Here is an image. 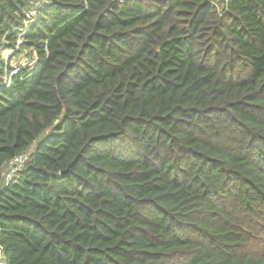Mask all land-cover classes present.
I'll return each mask as SVG.
<instances>
[{
    "label": "trees",
    "instance_id": "trees-1",
    "mask_svg": "<svg viewBox=\"0 0 264 264\" xmlns=\"http://www.w3.org/2000/svg\"><path fill=\"white\" fill-rule=\"evenodd\" d=\"M30 152L6 264H264V0H0V188Z\"/></svg>",
    "mask_w": 264,
    "mask_h": 264
},
{
    "label": "built area",
    "instance_id": "built-area-1",
    "mask_svg": "<svg viewBox=\"0 0 264 264\" xmlns=\"http://www.w3.org/2000/svg\"><path fill=\"white\" fill-rule=\"evenodd\" d=\"M19 44H22L21 39H19ZM29 159H30L29 153L20 155L15 159H13L12 161H10L5 166L3 170V182H5V185L3 186V188L8 187L17 178V176L25 169L26 164L29 162ZM0 264H6V262L3 259V255L1 253H0Z\"/></svg>",
    "mask_w": 264,
    "mask_h": 264
},
{
    "label": "rangeland",
    "instance_id": "rangeland-1",
    "mask_svg": "<svg viewBox=\"0 0 264 264\" xmlns=\"http://www.w3.org/2000/svg\"><path fill=\"white\" fill-rule=\"evenodd\" d=\"M18 46L20 47L19 44V40H18ZM13 51L12 50H8L6 51V53L4 52V58H6V60H11L10 58L12 57ZM15 57V56H14ZM35 63L34 61H30L29 57H27L26 55H19L17 57H15L11 63L12 68L17 71L19 68H23V67H31L33 64ZM31 154V152L29 153V155ZM27 165V164H26Z\"/></svg>",
    "mask_w": 264,
    "mask_h": 264
},
{
    "label": "water",
    "instance_id": "water-1",
    "mask_svg": "<svg viewBox=\"0 0 264 264\" xmlns=\"http://www.w3.org/2000/svg\"><path fill=\"white\" fill-rule=\"evenodd\" d=\"M4 185H5V182L2 183V188H0V194L2 193V189Z\"/></svg>",
    "mask_w": 264,
    "mask_h": 264
},
{
    "label": "clouds",
    "instance_id": "clouds-1",
    "mask_svg": "<svg viewBox=\"0 0 264 264\" xmlns=\"http://www.w3.org/2000/svg\"><path fill=\"white\" fill-rule=\"evenodd\" d=\"M2 188V187H1Z\"/></svg>",
    "mask_w": 264,
    "mask_h": 264
}]
</instances>
